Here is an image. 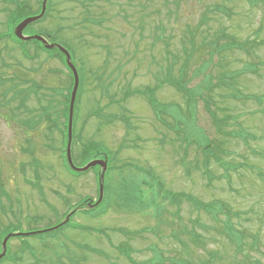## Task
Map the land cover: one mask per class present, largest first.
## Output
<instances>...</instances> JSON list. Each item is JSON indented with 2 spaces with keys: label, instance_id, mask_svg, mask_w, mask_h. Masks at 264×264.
I'll return each instance as SVG.
<instances>
[{
  "label": "rangeland",
  "instance_id": "obj_1",
  "mask_svg": "<svg viewBox=\"0 0 264 264\" xmlns=\"http://www.w3.org/2000/svg\"><path fill=\"white\" fill-rule=\"evenodd\" d=\"M20 1L29 2L27 15L39 12L36 0ZM49 3L54 8L51 18L26 26L24 34L49 36L46 40L50 44L68 49L80 75L76 91V134L83 144L90 143L93 150L109 158L114 155L112 165L122 169L104 176L102 203L95 211L106 209L104 216L92 218V214L80 211L83 207L76 209L82 197L90 199L85 206L97 201L94 175L89 172L74 179L65 170L57 152L61 146L57 131L50 137L42 126L35 133L29 132L30 140L25 137L28 131L20 128V121L27 118L25 114L35 104L34 99L26 100L24 106L20 104L23 90L29 92V82L33 80L43 87L55 88V100L60 101L68 83L66 70L57 59L45 53L38 52L35 60L27 61L12 44L0 43V77L17 78L16 82L21 85L20 92L16 89L15 93L10 92L15 82L0 85V113L12 120L7 125L0 119V229L13 225L16 227L12 229L25 233L52 228L64 219L63 213L70 205L74 209L69 216L71 224L86 228L82 231L70 227L51 239L11 238L6 245L10 253L27 244L34 249V256L42 260L41 264L45 259L52 260L50 264H69L71 260L77 264H129L110 247L128 241L134 250L132 258L139 263L170 264L183 260L189 264H220L221 255L225 259L223 264H264V0L251 3L246 0H49ZM216 5L225 13L214 12ZM5 7L11 9L0 1V31L5 28L6 16L1 10ZM57 28L61 30L60 35L54 36L52 31ZM219 32L237 41L255 39L259 43L253 50L256 57L233 49L215 56L211 66L207 64L208 73L215 78L212 85L218 84L220 63L224 70L234 72L247 63L257 64L256 73L240 75L234 89L219 87L212 92L201 91L209 96L210 105L214 103L211 109H220V115L232 117L229 128L232 136L215 135L202 99L197 101L194 110L195 122L192 116L178 120V114L163 115L165 125L157 121L149 103L179 105L181 111L186 106L183 97L173 88L165 85L156 92L153 86L168 78L169 70L173 78L178 76L184 58L182 49L186 47L188 52L193 49L185 72L187 87L194 91L200 85L204 87L201 72L209 55L208 48L201 47L202 41L209 44ZM64 40H68L69 47L64 45ZM34 46H27L30 55H35ZM174 59L176 62L172 64ZM2 62L9 67H1ZM146 88H152L153 96L148 99L132 93ZM3 90L8 91L4 107ZM231 91L238 99L230 98ZM252 96L262 98L261 103L251 100ZM89 113L92 116L82 130L83 120ZM113 115L124 118L129 126L117 118L105 120ZM240 130L249 135L246 143L235 137ZM202 131L208 139L222 141L223 147L232 153L227 162L238 164L234 171L225 172L209 160L208 177L202 174L205 172L202 149L196 146L205 143ZM185 136L196 143L192 141L187 146ZM80 144L73 148L76 164L81 163ZM183 158L184 167L180 164ZM144 171H151L173 192L187 193L203 202L214 199L228 202L231 209L241 213L235 220L238 227L256 239H249L243 250L236 252L219 234L220 222H214L185 201L178 219L174 217L175 208L167 204L163 208L157 201L138 205L134 199L138 196L134 181L148 182L143 197L152 193L150 185L154 175L145 178ZM124 192L131 199L129 203L123 202ZM158 226L160 232H156ZM138 231L141 233L137 234ZM127 232L135 235L127 240ZM173 235L179 239H173ZM192 235L200 237L196 244L192 242ZM87 247L104 253L108 259L89 253ZM153 248L162 258L161 263ZM18 255L20 264L33 262L27 251Z\"/></svg>",
  "mask_w": 264,
  "mask_h": 264
},
{
  "label": "trees",
  "instance_id": "obj_2",
  "mask_svg": "<svg viewBox=\"0 0 264 264\" xmlns=\"http://www.w3.org/2000/svg\"><path fill=\"white\" fill-rule=\"evenodd\" d=\"M249 3L252 2V0H246ZM8 4H16V0H8ZM26 9L23 7H20L18 10L11 8L8 9L7 7L5 8V12L7 13V19H8V25L10 27H14L18 22H20L24 17H25V13L27 11H25ZM214 12H223L220 9V6L216 5L213 8ZM206 18V17H205ZM205 20V19H203ZM206 21V20H205ZM204 22V21H202ZM201 22V23H202ZM6 31V30H5ZM5 31H0V42H10L17 47L18 50L21 51L22 55L25 58H31V56H29L28 54V44L29 43H22V42H18L16 39H14V37L12 36V34L10 32H8V36L5 35ZM193 32H191V40L189 41L190 47L193 46ZM254 36L256 37V35L254 34ZM68 40H64V45H68L69 47V43H67ZM38 44V43H37ZM39 45V44H38ZM259 45L258 42L254 40L250 41V40H243V41H237L235 39V37L226 34L225 32H219L214 40H212L209 44L206 41H202V45L201 47H207L208 48V55H209V61L205 62V66L202 70L201 73H203V77H204V87H202V85L198 86L199 88L197 89V91H194L193 88H188L187 87V81H185V72L186 69L188 68V63L192 57L193 54V49L191 48L190 52L187 51L186 47H183L182 52L184 55L183 58V62L180 66V69L178 70V76L176 78L172 77V73L169 70L168 73V78L159 80L158 83H156V85L154 87H156L155 91L157 92L159 89H161L163 86L168 85L169 87L173 88L178 94H180L184 101H185V106L186 109L185 111H181V108L179 105H162L160 103L156 102L155 104H150L149 101V106L151 108V110H153L154 115L156 117V119L161 122L162 124L165 125V122L162 120V116L163 115H175L178 114L179 117H182L183 119L186 118L188 119L190 116H192V122H195V118H194V110L197 104V101L199 99H202L204 102V109L208 115V118L210 119L212 126L214 128L215 131V135L219 136V137H225V136H232V131H230L231 129V116L227 115V114H222L220 115V112H222V110L218 109H211L212 105L211 104L212 101L209 98V96H205L204 94L201 93L202 89H204L203 91L205 92H212L213 88H224V89H234L235 85H236V80L238 79V77L242 74L245 73H251V74H255L257 71V64L256 63H247L243 68H241L240 70H237V72L234 71H229V70H224L223 67L224 65L220 63V66L218 65V67L221 68L220 70V76L217 79V83L218 84H214L212 85L211 83L215 80L214 76H212L210 73H208V68H207V64L208 65H212L213 62V58L217 55H221L222 53L226 52V51H232L233 49L236 50H240L242 52H245L248 56H252V57H256L255 53H254V49L257 48V46ZM38 48L40 50H43V48L39 45ZM66 48V47H65ZM67 49V48H66ZM68 50V49H67ZM51 58H58L63 64H64V57L63 55L56 49L52 50L51 53H49ZM177 59V58H176ZM176 59L173 60L172 64H175ZM32 60V59H31ZM9 67V65H6V68ZM67 78H68V83L67 85L64 87V90L61 94V99L60 101H56L55 100V88H51V87H43L41 84H39L36 81H31V94H32V99H34V107L31 108L29 110L28 113L25 114V116L27 118H24L23 120L20 121V125L23 129L27 130L28 132H37L39 131L40 127H44L46 128L45 131H47L48 134H50V137L52 136V134L54 132H58L61 136V144L62 147L60 150V159L63 161V166L65 167V169L69 172L70 175H72L73 177H78L81 175H77L75 173H72L71 171L68 170V168L65 166V158H64V151L63 149L65 148V143H66V125H67V117H68V105H69V93L72 87V77L70 72L67 70ZM9 80L10 78L7 76V78L5 77V81H1L2 82H7V84H9ZM16 80H18L16 78ZM27 81H23V83H26ZM17 86L16 88L19 90V87L21 85H19V82H17ZM4 84H2L3 86ZM209 86V87H206ZM153 88V87H152ZM152 88H146L144 90H137L135 91L136 94L141 95L142 97H145L148 99L149 96H153V94L151 93ZM50 92V93H47ZM8 91H4L1 93V97L3 98L4 102H3V107L5 106V99L4 97H8L7 96ZM230 98H234V99H238L233 92L231 91L230 93ZM78 97V95H77ZM25 91L23 90L22 95H21V102L22 105L24 106L25 103ZM126 98V96H124L121 101H123ZM77 99V98H76ZM245 99H249V98H245ZM251 100L256 101L257 103H261L262 98H257V97H250ZM249 99V100H250ZM77 102H75L74 105V114H73V130H72V153H73V148L76 144H80L81 140L80 137L78 136V134H76L77 129H75V118H76V109H77ZM17 108H22V107H17ZM161 109V112L159 111ZM169 110L168 112L164 113L163 110ZM190 109H192V113L190 112ZM16 111V109H15ZM13 111V112H15ZM11 113V112H10ZM9 116V115H8ZM92 116V113H89L86 115L85 119L83 120V124H82V130L86 124V120ZM118 119L119 122H121L122 124H125L126 127L129 126V123L122 117H118V116H112L109 117V119H105L106 121H111L114 119ZM186 122V121H185ZM180 123L184 126V124L182 123V121H180ZM185 127V126H184ZM81 128V127H80ZM230 128V129H229ZM81 130V131H82ZM229 130V132H228ZM80 132V130H79ZM204 139H205V143H203V145H199L196 144V146L198 148H201L202 151L201 153L203 154V168L205 170L204 173H202L203 175H205L206 177H208L209 174V170L207 169L209 166V160H213L215 163H217L218 165H220V168L223 169L225 172L229 171V170H235L238 167V164L236 165H231L230 163L227 162V159H229L232 156V153L230 151H227L223 146V142L219 141V140H213V139H208L204 132L202 131ZM47 135V134H45ZM48 137V135L46 136ZM236 138L240 139V141L242 143H246L247 138L249 137V135L247 133H245L244 131L240 130L238 133H236L235 135ZM185 140L187 142H192L194 141V139L189 140V137L185 136ZM253 140V139H252ZM194 143H196L194 141ZM80 165L90 161V156H92V159H97V158H101L102 156H104L105 154H102L100 151L97 150H93L92 149V145L90 143H86L83 144L81 142L80 144ZM111 157L109 158L107 156L108 159V173L111 171H118L119 167H117L116 165H112V160L114 159L113 156L114 155H110ZM72 159H73V155H72ZM181 164L183 165V167L185 166L184 164V158L181 160ZM73 162L74 159H73ZM76 164V163H74ZM114 164V163H113ZM195 169L199 170V167L197 165H195ZM121 170V168H120ZM249 171H252V169L249 167L248 168ZM144 177L147 178L150 175H154L153 173H151V171H144ZM185 173L188 176V168H185ZM261 175H260V179H261ZM36 179L37 176H36ZM154 181L153 183H151V194L148 197H143L142 194L146 191L147 187H148V182L147 181H142V183L138 182V181H134L135 187H136V191L135 194L138 195L137 197H134V199L136 200V202H138V205H141L142 203H144L145 201H149L151 203H154L155 201H157V203L162 207V205L167 204L169 206H172L175 208V213H174V217L175 219H178L180 210H181V205L182 203L185 201L187 203H189L190 205H192L193 209L200 212H204L206 215H208L214 222H220V235L223 236L229 245H231L232 247H234V250L236 252L242 251L243 247L246 245V241H248L249 239H254V236L251 235L247 230H244L242 228H239L237 222H235V220H237L240 216L241 213L238 211H235L233 209H231L230 205L228 202L220 199V200H212L210 202H203L198 200L196 197H194L193 195L187 194V193H176L171 191L170 189L165 188V185L162 183V181L156 176L154 175ZM128 181H123V189L124 191L127 188ZM29 185H34V183L29 182ZM40 191V190H39ZM145 196L147 195V193L144 194ZM155 198V199H154ZM131 199L128 198L126 192H124V203H129ZM83 202H87L84 201ZM163 208V207H162ZM70 210V209H69ZM93 211V210H92ZM92 211L88 212L85 211L83 212L84 214H88L91 213ZM104 213L100 214L103 215ZM67 215V212H65L63 214V218H65V216ZM222 217V220H220L219 218ZM71 220H69V224L60 227L58 230L53 231L49 234H44L45 236H43V238H54L55 234L57 232H59L60 230L65 229L66 227H69ZM194 222V221H193ZM60 223V222H59ZM57 223V224H59ZM56 224V225H57ZM74 226V225H72ZM171 227V226H170ZM169 227V228H170ZM199 227L202 228L201 224L199 225ZM9 226L4 227V229L0 230V240L1 238L6 235L8 232ZM203 229H207L206 227H203ZM13 232L15 230H12ZM156 232H160L159 230V226L157 227ZM155 232V233H156ZM141 233V231L136 232ZM197 234V233H196ZM126 238L128 240V238H131V236L133 237L135 235V233H131L129 234V232H127L126 234ZM194 235V234H193ZM193 235L191 236V238H193V243L196 244V240L199 241V236L195 235L193 237ZM138 236V235H137ZM198 238V239H197ZM173 239L177 240L179 238H177L175 235H173ZM256 239V238H255ZM254 239V240H255ZM256 243H254L255 245ZM155 248H153L154 250ZM87 251L93 253V254H97L96 250H92V249H88L86 248ZM114 250L117 252V254L121 257H123L129 264H150V262L144 261V262H136V260H134L132 258V253L134 252V250L129 246L128 241H126V243H120L119 245H117L116 247H114ZM154 254L158 255V261L162 258H160L159 253L156 252V250L153 251ZM106 257L104 253L100 252V257ZM247 260H248V256H246ZM107 259V258H106ZM154 261H155V257H154ZM225 261V259L220 255V264H223V262ZM3 262H15V259L10 258V257H5L2 261H0V264ZM161 263V260L160 262ZM165 263V262H164ZM37 264V263H35ZM41 264V263H40ZM44 264H50V262H45ZM69 264H77L76 260H71ZM169 264V263H168ZM170 264H189V261H180L177 263H173L170 262ZM240 264H243V262H240Z\"/></svg>",
  "mask_w": 264,
  "mask_h": 264
},
{
  "label": "water",
  "instance_id": "obj_3",
  "mask_svg": "<svg viewBox=\"0 0 264 264\" xmlns=\"http://www.w3.org/2000/svg\"><path fill=\"white\" fill-rule=\"evenodd\" d=\"M44 11V5L42 7V12ZM42 16V14H40V16L36 17V18H31V19H27L24 22H22L15 30V34L18 38L25 40L22 35L21 32L24 29V27L31 23L34 22L36 20H38L40 17ZM38 41H41L44 44V41L40 38H36ZM47 49H51L53 48V46H46ZM59 50L65 55L66 57V63L68 65V67L70 68V70L73 73V77H74V87L71 93V101H70V108H69V119H68V144H67V160L69 163V166L71 167L72 170L76 171V172H84L86 170H88L91 167L94 166H99L101 169V174H100V185H99V193H100V197L98 202H100L101 198H102V192H103V187H102V180H103V176L104 173L106 171V163L103 161H92L90 162L88 165H86L84 168L82 169H78L76 167L73 166L71 159H70V142H71V125H72V114H73V104H74V100H75V96H76V90L78 87V77H77V73L76 70L74 69V67L72 66L71 62H70V56L69 54L62 48L59 47ZM68 220V218L66 219V221ZM13 235H8L7 237L4 238V240L2 241V252L0 254V259L4 256L5 254V246H6V242L7 240Z\"/></svg>",
  "mask_w": 264,
  "mask_h": 264
}]
</instances>
